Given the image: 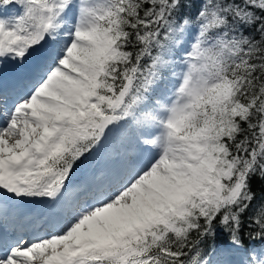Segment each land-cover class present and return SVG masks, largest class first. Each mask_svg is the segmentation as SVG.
<instances>
[{
	"label": "snow or ice",
	"instance_id": "snow-or-ice-1",
	"mask_svg": "<svg viewBox=\"0 0 264 264\" xmlns=\"http://www.w3.org/2000/svg\"><path fill=\"white\" fill-rule=\"evenodd\" d=\"M9 64L0 264H264V0H0Z\"/></svg>",
	"mask_w": 264,
	"mask_h": 264
},
{
	"label": "bare ground",
	"instance_id": "bare-ground-1",
	"mask_svg": "<svg viewBox=\"0 0 264 264\" xmlns=\"http://www.w3.org/2000/svg\"><path fill=\"white\" fill-rule=\"evenodd\" d=\"M6 71L7 69H6V66L2 69V71ZM10 75H8L7 76V80H4V79H1L0 80V82H2L3 83V85L5 86V87H8L10 84H11V82L13 81V79L14 78H16L13 74V72H8ZM7 81V82H6ZM1 226H2V224H1ZM3 228V227H2Z\"/></svg>",
	"mask_w": 264,
	"mask_h": 264
},
{
	"label": "rangeland",
	"instance_id": "rangeland-1",
	"mask_svg": "<svg viewBox=\"0 0 264 264\" xmlns=\"http://www.w3.org/2000/svg\"><path fill=\"white\" fill-rule=\"evenodd\" d=\"M12 66H13V65H12ZM6 69H7L6 71H4V70H3V71H0V75L3 74V75H5V76H7L6 73L10 72V64H9V65H6ZM16 69H17V68H16ZM4 73H5V74H4ZM13 73H14L15 76H17L16 71L13 72ZM8 74H9V73H8ZM230 258H231V257H230ZM230 258H229V259H230Z\"/></svg>",
	"mask_w": 264,
	"mask_h": 264
},
{
	"label": "trees",
	"instance_id": "trees-1",
	"mask_svg": "<svg viewBox=\"0 0 264 264\" xmlns=\"http://www.w3.org/2000/svg\"><path fill=\"white\" fill-rule=\"evenodd\" d=\"M255 190H256V192L259 194V192H260V185H259V184L256 185ZM246 243H252V242L246 240Z\"/></svg>",
	"mask_w": 264,
	"mask_h": 264
}]
</instances>
